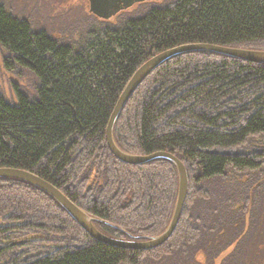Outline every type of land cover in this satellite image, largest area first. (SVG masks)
Listing matches in <instances>:
<instances>
[{"label":"trees","instance_id":"trees-1","mask_svg":"<svg viewBox=\"0 0 264 264\" xmlns=\"http://www.w3.org/2000/svg\"><path fill=\"white\" fill-rule=\"evenodd\" d=\"M91 16L66 42L34 31L0 0L3 68L31 90L12 83L13 102L0 91V168L45 180L109 238L158 237L175 211L177 169L116 159L105 138L111 113L134 73L168 50L264 52V0H162L113 23ZM113 139L126 154L170 153L185 166L172 237L146 252L99 243L45 192L0 179V264L247 263L264 202V64L205 51L173 57L136 90Z\"/></svg>","mask_w":264,"mask_h":264},{"label":"water","instance_id":"water-1","mask_svg":"<svg viewBox=\"0 0 264 264\" xmlns=\"http://www.w3.org/2000/svg\"><path fill=\"white\" fill-rule=\"evenodd\" d=\"M90 1L91 11L98 17H103L105 20L109 19V17L113 16L114 14L116 15L115 12L117 11L122 12L123 10L130 9L135 4L143 2L142 0H100L102 2H106V9L104 12L99 8L100 6H98L99 4L96 3L95 0ZM196 51L211 52L248 63L264 64L263 51L233 49L208 44L185 45L168 50L146 62L134 73L121 96L119 97L106 127L105 138L107 147L112 155L119 161L128 165L140 166L155 160H167L171 162L177 169L179 177V190L175 211L170 225L160 236L142 241H119L109 238L96 229L93 224L94 220L89 215L74 205L57 188L40 177L18 169L0 168V179H16L23 181L45 192L67 212V214L86 232V234L99 243L118 249L144 252L163 246L172 237L182 215L188 193V175L186 168L178 158L170 153L158 152L144 157L124 153L116 146L114 142L113 129L117 118L126 104L132 98L136 90L157 68L173 57Z\"/></svg>","mask_w":264,"mask_h":264},{"label":"rangeland","instance_id":"rangeland-1","mask_svg":"<svg viewBox=\"0 0 264 264\" xmlns=\"http://www.w3.org/2000/svg\"><path fill=\"white\" fill-rule=\"evenodd\" d=\"M137 1V0H135ZM141 1V0H138ZM143 2H159L162 0H142ZM9 12L19 18L26 20L34 31H46L53 38L71 42L78 38V35L84 30V25L88 22V18L94 13L91 11L90 0H3ZM99 8L105 12L106 2L95 0ZM137 7L115 12L113 16L105 20L98 17L100 21L115 22L116 17L123 12H130ZM93 17V16H91ZM98 20V21H99ZM30 81H20L9 75L3 68L2 58L0 54V91L1 94L10 102H13L10 85L17 83L27 92ZM231 177L227 178L225 185L232 186ZM224 186V185H223ZM262 209L256 216L257 228L250 237L248 248V258L246 264H264V202ZM40 238V237H35ZM34 239V238H29ZM197 260L200 261L199 256ZM249 259V260H248Z\"/></svg>","mask_w":264,"mask_h":264}]
</instances>
